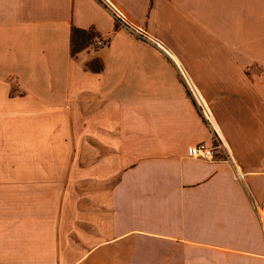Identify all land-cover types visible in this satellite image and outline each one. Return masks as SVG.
Segmentation results:
<instances>
[{
	"label": "crops",
	"instance_id": "1",
	"mask_svg": "<svg viewBox=\"0 0 264 264\" xmlns=\"http://www.w3.org/2000/svg\"><path fill=\"white\" fill-rule=\"evenodd\" d=\"M106 2L0 0V264H264V0Z\"/></svg>",
	"mask_w": 264,
	"mask_h": 264
},
{
	"label": "built area",
	"instance_id": "2",
	"mask_svg": "<svg viewBox=\"0 0 264 264\" xmlns=\"http://www.w3.org/2000/svg\"><path fill=\"white\" fill-rule=\"evenodd\" d=\"M104 2V4L107 6L108 5V2H106V0H102ZM115 16L117 17L118 20H121V21H124L123 17L116 13ZM129 28H131V30L134 32V33H139V35H142L144 36V38H148L149 37L146 35L145 32H143L142 30H140V28L138 27H134L132 25H129L128 26ZM151 44L152 46L158 48V49H162V46L160 44V42H158L157 40L151 38ZM182 76L184 77L185 81L187 82V86L189 88V93L191 95V97L193 99H195L197 101V103L199 104V108L200 110L202 111V114L204 115L205 119L207 120L208 124H210L211 126L212 125V120H211V117H210V114L208 112V110L206 109V107L204 106V104L202 103L200 97L198 96V93L196 92L195 88L189 84V80L188 78L186 77V75L184 74V72H182ZM218 148H221L222 149V152L224 154V159L226 160H232V156H231V153L230 151L228 150L227 146L225 145V143L221 140V137L219 136L218 133H216L215 131V143L212 144V145H207L206 143L204 142H199L193 146L190 147V155L193 157V158H198V159H204V160H216L218 159L216 157V149ZM238 176L239 177H242V173H240L238 171Z\"/></svg>",
	"mask_w": 264,
	"mask_h": 264
},
{
	"label": "rangeland",
	"instance_id": "3",
	"mask_svg": "<svg viewBox=\"0 0 264 264\" xmlns=\"http://www.w3.org/2000/svg\"><path fill=\"white\" fill-rule=\"evenodd\" d=\"M94 36L92 37L91 34L89 36H84V38L79 41L77 40V42H75L74 46H73V50H75L74 53L78 52V51H81L82 49H84L85 47L91 45L94 43ZM81 44H79V43ZM96 44V43H94ZM178 75L180 76V78H183V80L185 81L184 77L182 76V71H177Z\"/></svg>",
	"mask_w": 264,
	"mask_h": 264
},
{
	"label": "trees",
	"instance_id": "4",
	"mask_svg": "<svg viewBox=\"0 0 264 264\" xmlns=\"http://www.w3.org/2000/svg\"><path fill=\"white\" fill-rule=\"evenodd\" d=\"M90 34L91 33L88 31L74 30L72 33V37H71V50H72V52L73 51L75 52V50H73V46H74L75 42H77V40L81 41L85 35L89 36ZM79 44H81V43H79Z\"/></svg>",
	"mask_w": 264,
	"mask_h": 264
}]
</instances>
